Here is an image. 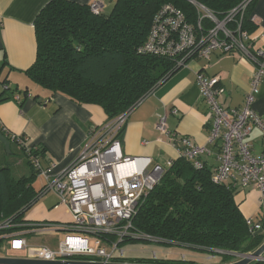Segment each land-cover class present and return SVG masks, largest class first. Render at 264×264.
I'll return each mask as SVG.
<instances>
[{"label": "trees", "instance_id": "trees-1", "mask_svg": "<svg viewBox=\"0 0 264 264\" xmlns=\"http://www.w3.org/2000/svg\"><path fill=\"white\" fill-rule=\"evenodd\" d=\"M195 1L222 19L243 0ZM254 2L247 6L241 21L242 29L249 35L253 28L249 13ZM165 4L176 6L189 22L197 23L198 14L190 0H116L108 13L93 12L91 4L50 0L34 21L37 51L34 63L26 70L29 79L51 96L61 93L78 104L100 107L108 120L126 112L181 67L178 57L141 50L156 14ZM236 19H241L240 13ZM204 25L211 24L205 20ZM236 26L237 22L228 23L232 29ZM8 82L0 81V103L15 99L20 92L29 94V88L21 90ZM17 101L23 103L20 96ZM0 131L10 140V152L13 144L23 151L30 170L17 174L9 166H0V225L10 224L0 228L1 247L7 234L32 222L24 215L41 197L42 190L34 186L40 171L34 167L31 156L42 159L45 148L41 145L28 148L24 136L16 137L1 125ZM212 173L206 166L195 168L185 158L174 160L159 184L140 202L132 219L131 231L142 238L128 237L123 241L148 240L144 237L150 236L158 240L155 243L174 244L205 254L217 264L235 262L238 255L257 250L264 242V234L250 231L236 200L240 191L213 182ZM101 237L114 239V236ZM114 261L197 264L185 258L115 257Z\"/></svg>", "mask_w": 264, "mask_h": 264}, {"label": "built area", "instance_id": "built-area-1", "mask_svg": "<svg viewBox=\"0 0 264 264\" xmlns=\"http://www.w3.org/2000/svg\"><path fill=\"white\" fill-rule=\"evenodd\" d=\"M198 14L197 23L187 20L184 12L172 4H165L156 14L148 39L141 50L157 55L178 57L182 66L191 59H209L214 53L240 52L256 64L249 90L241 107L228 108L220 102L224 89L220 86L219 75L198 73L197 83L206 102L211 129L208 142H220L219 165L213 170L212 180L235 190L247 187L264 193V153H252L248 136L257 127L264 136V119L253 108L256 95L264 77V48L253 49L250 35L242 29V15L252 0H243L228 14L219 19L206 5L190 0ZM101 0L91 4L93 12L103 10ZM241 14L237 20L236 15ZM210 22L206 27L204 21ZM237 22L235 29L228 23ZM19 100V95L15 96ZM126 112L109 119L91 130L80 156L64 171L49 178L41 167L40 156H31L34 167L46 177L40 193L55 192L59 202L65 204L71 221L68 223L29 222L26 228L6 235L9 249L25 252V257L40 260H81L117 262L115 257H123L118 252L119 243L128 237L142 238L131 231L132 219L140 202L159 184L166 170L174 160H167L165 166L150 167L149 157L126 156L122 152L121 134L131 112L143 101ZM177 113V110L174 111ZM0 125L3 126L0 122ZM4 127V126H3ZM157 129L169 134L166 116H161ZM19 135H16L18 137ZM179 148V157L190 161L195 168H203V156L209 153L205 145L196 143L189 137L172 139ZM127 168V170H126ZM251 232L264 234V222H255L247 217ZM10 224L0 225V228ZM65 232V237L57 248L48 245H33L28 234H54ZM102 235L114 236V239ZM150 241L158 240L150 236ZM107 244H111L108 249ZM242 255H238L240 258ZM213 256H211L212 258ZM152 258H157L154 253ZM264 261V257L260 260Z\"/></svg>", "mask_w": 264, "mask_h": 264}, {"label": "crops", "instance_id": "crops-1", "mask_svg": "<svg viewBox=\"0 0 264 264\" xmlns=\"http://www.w3.org/2000/svg\"><path fill=\"white\" fill-rule=\"evenodd\" d=\"M49 1L0 0V81L7 79L9 86L21 90L30 89L26 96L23 92L19 93L23 99L21 105L14 98L0 103V122L12 134L24 136L28 148L36 145L45 148L41 167L46 171V176L52 178L80 156L91 130L106 123L108 117L98 106L78 104L61 93L51 96L48 90L29 79L26 70L34 63L37 51L34 21ZM71 1L89 5L94 0ZM101 1L106 13L112 10L116 2ZM249 17L253 27L250 31L251 47L264 48V0H255ZM255 68L256 64L238 51L214 53L209 59L189 60L160 83L131 112L121 134L123 154L149 157L150 167L165 166L167 160L179 158L178 145L172 139L189 137L207 147L209 153L203 156V161L213 171L220 163V142H208L210 114L200 93L197 75L200 72L211 76L219 75L220 86L224 89L220 102L225 107L238 108L244 103ZM253 108L264 119V77ZM161 116H166L168 135L157 129ZM247 139L252 144L253 154L264 153V136L259 128L255 127ZM41 175L45 180L42 187L37 188L36 181L34 183L38 191L46 183V177ZM41 199L37 212L31 213L28 221H71L67 207L59 202L55 192H47ZM236 200L245 218L251 217L255 222H264V193L247 187L236 195ZM32 235L27 236L29 242ZM162 245L164 247L157 256L160 260L185 258L197 261V264L200 262L198 259L201 253L195 250L185 248L186 253H178L180 251H176V247H181L174 244ZM12 251L25 254L23 251ZM5 256L25 257L18 254Z\"/></svg>", "mask_w": 264, "mask_h": 264}, {"label": "rangeland", "instance_id": "rangeland-1", "mask_svg": "<svg viewBox=\"0 0 264 264\" xmlns=\"http://www.w3.org/2000/svg\"><path fill=\"white\" fill-rule=\"evenodd\" d=\"M26 156L23 153V151L17 147L15 144L11 146V152H8L4 146L0 143V166H9L11 167L17 174H24L28 173L30 170L28 166L25 163ZM42 173H39L37 179H36V187L41 188L43 185V178L41 177ZM45 196L41 195L39 197L38 201L25 212L24 217L28 219V216H30L31 213L37 212V206L41 203V198ZM44 202V201H43ZM65 205V204H64ZM70 221H67V223ZM57 223V222H55ZM65 237V232H58L54 234H41V235H32L30 242L33 244H39V245H48L52 248H57L58 243L63 240ZM6 238V237H5ZM108 249H111V244H107ZM162 247H164L160 243H155L153 241L148 240H125L119 243L118 252L124 251L123 259L130 260L138 257H153L154 252L156 254V257L159 256V252L161 251ZM176 251H180L178 253H186L187 249L184 248H178L176 247ZM12 254H18L21 256H25L22 252H15L9 249V239L6 238L4 240V243L0 247V255H12ZM180 257V256H179ZM200 261L201 264H217L216 261L213 259H210L209 256H206L205 254H200Z\"/></svg>", "mask_w": 264, "mask_h": 264}, {"label": "water", "instance_id": "water-1", "mask_svg": "<svg viewBox=\"0 0 264 264\" xmlns=\"http://www.w3.org/2000/svg\"><path fill=\"white\" fill-rule=\"evenodd\" d=\"M0 141L5 149L10 152V140L0 131ZM264 257V242L254 252L243 254L237 261L229 264H251L253 261H260ZM0 264H157V263H133V262H100L87 260H40L27 257L0 256Z\"/></svg>", "mask_w": 264, "mask_h": 264}, {"label": "bare ground", "instance_id": "bare-ground-1", "mask_svg": "<svg viewBox=\"0 0 264 264\" xmlns=\"http://www.w3.org/2000/svg\"><path fill=\"white\" fill-rule=\"evenodd\" d=\"M126 170H127V168H126Z\"/></svg>", "mask_w": 264, "mask_h": 264}]
</instances>
